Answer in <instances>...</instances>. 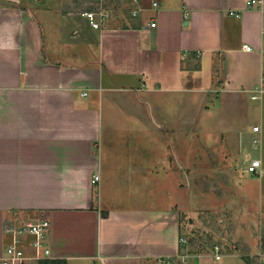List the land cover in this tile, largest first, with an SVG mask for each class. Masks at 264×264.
<instances>
[{
	"label": "crops",
	"instance_id": "0c3cea01",
	"mask_svg": "<svg viewBox=\"0 0 264 264\" xmlns=\"http://www.w3.org/2000/svg\"><path fill=\"white\" fill-rule=\"evenodd\" d=\"M90 1L0 0V253L6 220L46 214L50 258L40 264H156L179 251L193 209L204 206L225 215L222 263L238 264L236 253L258 260L264 0L261 9L246 0H138L137 16L115 7L99 27L84 14ZM202 109L217 120L213 134L195 129L206 158L196 162L189 130ZM252 158L261 173L247 171ZM195 163L210 172L200 185L206 200L190 199ZM245 212L260 220L249 241ZM196 250L203 264L223 259Z\"/></svg>",
	"mask_w": 264,
	"mask_h": 264
},
{
	"label": "built area",
	"instance_id": "2783aa9c",
	"mask_svg": "<svg viewBox=\"0 0 264 264\" xmlns=\"http://www.w3.org/2000/svg\"><path fill=\"white\" fill-rule=\"evenodd\" d=\"M125 1L126 4H124ZM153 4L156 6V2ZM126 5L131 16H137L142 9L138 5V0H92L90 1V9L84 14L93 27H99L101 21L107 17L109 9ZM262 5L263 0L245 1L247 9H261ZM228 12L235 16H239L240 13L234 9H229ZM150 25L154 26L155 22H151ZM242 47L245 50H251V46L248 44H243ZM262 91H264V86L256 88L258 94ZM258 94H253L252 97L254 98ZM253 129L257 130L258 126H254ZM246 169L253 174L261 173L259 158H252ZM90 181L93 185L98 184V170L93 172ZM220 220L222 221V219ZM49 227L50 220L46 214L17 215L13 219L6 220L3 224V231L9 235L10 239L0 253V264H40L41 261L50 258V248L45 237ZM178 247L179 251L173 256H158L156 264H175L176 260H179L181 264H186L190 262L191 258H194L192 264H199L201 252L196 250V247L200 248L197 243L192 242L185 234H180ZM203 249L209 252L214 259H220L225 253V246L216 240H208ZM259 259L261 264H264V255Z\"/></svg>",
	"mask_w": 264,
	"mask_h": 264
},
{
	"label": "rangeland",
	"instance_id": "374dc122",
	"mask_svg": "<svg viewBox=\"0 0 264 264\" xmlns=\"http://www.w3.org/2000/svg\"><path fill=\"white\" fill-rule=\"evenodd\" d=\"M196 116H199V117L202 116V118L204 119L199 120L201 125L196 126V127L195 126L190 127L189 138L193 131L195 135V139H193L192 141L191 140L188 141V152L189 154L190 152H197V151L199 152V153L197 152L198 154L196 156H192V158L197 162V160L202 161V160H205L206 158L204 159L203 157V154L201 152L202 150L201 146L197 147L198 143H197L196 134L198 132L203 133V136H205L206 134H213L214 131H212L211 129L214 128L215 126L214 124H212V126H210L209 124H211L212 121L214 123L217 120V112L212 109L211 111L202 109L201 114L200 115L196 114ZM220 116H222V113H220ZM195 129H197L198 132ZM162 147L169 149L167 142H163ZM248 153L249 155L253 157L257 156L256 155L257 153L256 151H254V149L253 151H248ZM235 157H238V156L236 155ZM196 164L197 163H195V165L191 164V166L188 168V180L190 182V186H189L190 199L191 200L193 199L194 201V199H196V196L200 195L198 196L199 198L206 200L203 197L208 196L210 198L209 196L210 193L206 191L204 188H201L200 185L205 182V178L208 176L210 172H205V173L196 172L195 170L197 169V167H199V169L203 171H206L201 165L196 166ZM164 177L169 178V173L164 174ZM183 183H184V180H183ZM251 191L253 192L252 189ZM201 201L202 200H200L199 203H201L202 205ZM193 210H196L195 212L196 214L194 215V217H190V224L188 227L189 231L185 232L184 234L188 238L193 239L194 242L197 243L199 246H203V247L207 243L208 240L218 241L219 235L217 234V232L223 233L226 229L225 228L226 224L223 222V220L222 221L220 220L223 217H225V215H223L222 212L214 211L211 208L205 209L204 206H198V208L195 207ZM244 215L246 216V219H244L241 223L245 224L248 227V229L242 233L241 239L244 238L249 241L251 232H252L251 228L255 229L256 234H257V228L260 224V220H259V216H256L253 213L245 212ZM236 232H238V235L240 236L241 234L240 231L237 230ZM236 255L240 257V259H235L238 264H246V261L248 264H253V263L261 264V260L259 258L257 260L255 256H251L247 254L242 255L241 253H236ZM204 258L206 257L199 259V264H203ZM223 260L224 258L222 260L217 261V263L223 264L222 263ZM41 264H44V262H42ZM47 264H50V263H47ZM51 264H60V263L56 262V263H51Z\"/></svg>",
	"mask_w": 264,
	"mask_h": 264
},
{
	"label": "trees",
	"instance_id": "16d2710c",
	"mask_svg": "<svg viewBox=\"0 0 264 264\" xmlns=\"http://www.w3.org/2000/svg\"><path fill=\"white\" fill-rule=\"evenodd\" d=\"M195 66H198V64L197 65L195 64ZM190 240L193 242V239L190 238ZM199 249H203V248H199ZM253 264H256V263H253Z\"/></svg>",
	"mask_w": 264,
	"mask_h": 264
}]
</instances>
